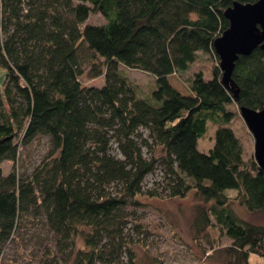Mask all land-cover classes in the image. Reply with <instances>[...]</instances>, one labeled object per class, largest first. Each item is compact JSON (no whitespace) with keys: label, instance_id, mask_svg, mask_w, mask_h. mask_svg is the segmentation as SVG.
I'll list each match as a JSON object with an SVG mask.
<instances>
[{"label":"trees","instance_id":"16d2710c","mask_svg":"<svg viewBox=\"0 0 264 264\" xmlns=\"http://www.w3.org/2000/svg\"><path fill=\"white\" fill-rule=\"evenodd\" d=\"M256 1L0 0V256L40 216L59 264H136L127 207L161 161L170 197L193 190L203 201L195 234L216 226L230 241L223 264L264 259V226L232 208L236 201L248 213L264 211V172L230 126L231 106L264 108V50L240 56L228 86L213 50L229 25L224 11ZM91 15L104 23L87 24ZM199 53L215 58L211 78L193 72L182 94L169 80ZM119 66L151 75V86L143 91ZM86 67L102 86L81 85ZM209 124L214 142L203 153L198 139ZM42 138L40 163L18 174L21 148Z\"/></svg>","mask_w":264,"mask_h":264},{"label":"rangeland","instance_id":"374dc122","mask_svg":"<svg viewBox=\"0 0 264 264\" xmlns=\"http://www.w3.org/2000/svg\"><path fill=\"white\" fill-rule=\"evenodd\" d=\"M102 23L104 20L100 15H91L87 20V24ZM214 64L216 61L212 55L199 53V58L189 66L186 73L171 76L169 82L182 94H188L187 80L193 72L202 71L204 79L208 80L211 78V68ZM118 69L126 71L127 77L140 84L145 92L152 84L153 78L147 73L126 68L124 70L120 66ZM87 71L86 67L79 78L81 85L102 86L103 77L88 79ZM2 80L0 76V86ZM230 110L236 113L230 126L241 141L244 155L253 158L254 139L237 108L231 106ZM214 128V125L209 124L204 136L198 139L197 148L200 152L207 153L213 146ZM47 147L46 138H42L39 142H33L21 148L15 164L17 173L29 174L40 163ZM112 152L116 154L115 146ZM142 153L146 159L151 156L146 149H143ZM158 155L156 151L155 156ZM3 169L5 173H8L11 163L4 162ZM171 181V175L162 162L158 161L153 172L148 174L142 182V193L136 198L137 204H130L127 207L131 222L127 225L125 233L132 239L136 264H223L224 258L220 251L229 245L230 241L216 226L198 235L195 234L193 222L197 207L202 206L203 201L193 190L183 198L170 197L167 185ZM226 192L231 199L236 195L234 190ZM232 208L240 220L264 226V211L248 213L236 201H233ZM43 219V217L35 216L21 227L16 240L10 241L3 249L0 264H49V262L59 264L54 237L44 225ZM79 247H81V240L77 239L76 248ZM212 247L218 250L213 252L210 250ZM49 252L53 255L45 257ZM249 263L264 264V259L251 254Z\"/></svg>","mask_w":264,"mask_h":264},{"label":"water","instance_id":"95a60500","mask_svg":"<svg viewBox=\"0 0 264 264\" xmlns=\"http://www.w3.org/2000/svg\"><path fill=\"white\" fill-rule=\"evenodd\" d=\"M228 28L213 42L219 60L222 82L231 84V74L240 56H249L260 48L264 50V0L243 4L233 2L223 13ZM239 115L254 139V161L264 172V108L240 107Z\"/></svg>","mask_w":264,"mask_h":264}]
</instances>
